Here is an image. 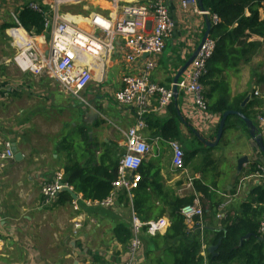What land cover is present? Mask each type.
I'll list each match as a JSON object with an SVG mask.
<instances>
[{"label":"crops","instance_id":"obj_1","mask_svg":"<svg viewBox=\"0 0 264 264\" xmlns=\"http://www.w3.org/2000/svg\"><path fill=\"white\" fill-rule=\"evenodd\" d=\"M147 1L84 0L80 3L83 5L81 12L73 13L74 11L69 10L66 14L69 17L83 18L94 15L112 16L113 20H118L122 17L123 6ZM165 1L175 23L167 38L165 50L156 56L144 55L137 62L129 63L125 59L126 40L120 38L117 49L108 62L107 79L103 82L97 79L91 81L84 94L88 101L86 104L63 92L59 83L50 76H36L16 64L14 57L17 48L12 45L10 29L17 26L16 17L18 18L30 2L25 6L26 3L19 0H0V139L11 141L13 148L23 154L22 160H10L0 171V264L125 262L130 243L127 247L121 244L114 236V227L123 222L132 227L130 221L135 213L133 191L128 195V203L120 202L119 192L116 204L105 207L97 201L85 200L76 191L77 199L64 191L51 202L45 203L42 187L54 182L57 174L63 176L68 164L79 163L86 168L99 166L103 161L107 165H113V158L118 156L120 159L125 151L126 139L123 132L136 123L135 106L122 104L116 98L122 87V78L125 75L141 73L146 59L152 57L156 67L151 81L172 88L175 75L194 55L204 39L208 30L207 21L210 20L212 25L215 23L210 12L201 14L196 11V8L202 10L199 1L197 5L189 4L187 7L182 6L181 0ZM153 27L151 15L147 26L139 29V34L151 33ZM36 35L38 43L47 48L48 35L44 32ZM260 40L263 41L262 50L264 40ZM253 59L254 55L246 63ZM243 65L237 69L219 68L213 78V82L219 87L215 92L224 94L228 91L231 100L241 95H246L244 101L250 97L249 102L242 108H246L247 113L254 114L257 122L260 110L264 109V80L256 73L255 79L249 75L248 78L243 77L241 85L234 84L233 77L240 76ZM112 68L113 80H110L108 73ZM203 84L205 93L210 95L212 84L209 81ZM256 88L261 94L256 95ZM219 95L216 94L214 99ZM171 104L174 107L173 112L168 106L162 113L157 111L158 102L154 98L149 101L147 125L141 133L151 146L142 166L148 172L142 186L150 193L146 200V206L150 209H140V212L145 218L148 215L149 219L162 213V217L168 219L169 227L171 222L167 202L196 195L194 202L201 203V198L194 190L193 181L204 175L209 182L205 173L213 167H205L204 161L208 158L206 156L202 158L203 166L200 161L197 167L202 155L200 148L195 146V140H199L202 147H207L211 152L216 149L220 152L219 145H224L222 153L225 151L224 157L232 170L227 179H223L220 172L221 175H216L215 181L210 183L216 184L214 197L223 202L216 204L214 211L208 210V216L201 220L202 226L221 228L222 220L227 214L232 217L239 214L240 205L247 199L252 188L264 187L261 180L251 177L254 173L251 172L252 165L264 164V156L253 143L245 125L242 129L237 124L238 116H231L227 120L228 128L223 138L217 146L209 147L207 142L216 141L222 115L211 113L208 108V114L203 120L195 107L193 97L184 90H179L177 98L174 97L169 105ZM169 120H175L174 127L179 132L178 139L174 140L179 141L185 148L184 171L174 169L170 146L173 139H167L161 132L165 121ZM244 129L246 133H243ZM83 130L87 131L88 139L83 136ZM237 136H240L239 141L242 144L251 147L253 156L252 159L249 157V162L244 164L240 173L237 169L238 160L247 154L243 152L239 155L240 150L229 149V142ZM189 145L192 152L188 150ZM229 191L234 194L227 193ZM78 222L79 227L76 226ZM192 222L193 220H189L188 223L191 225ZM168 227L156 236L166 234ZM140 237L143 243L136 264H154L153 261L163 255L159 251L147 253L153 246L148 247V244L152 245V235L145 228ZM209 247L211 246L207 244L202 246L200 254L204 258L207 257Z\"/></svg>","mask_w":264,"mask_h":264},{"label":"built area","instance_id":"obj_2","mask_svg":"<svg viewBox=\"0 0 264 264\" xmlns=\"http://www.w3.org/2000/svg\"><path fill=\"white\" fill-rule=\"evenodd\" d=\"M83 1L37 0L29 3L28 7L42 14L45 19L44 33L49 37L47 48L38 43L36 33L23 27L17 17V26L10 29V36L12 45L17 48L14 61L22 70L36 76H50L59 83L63 92L88 104L84 94L94 79L100 82L107 79L108 62L112 59L120 38L126 40V61L135 63L144 55L156 56L162 53L175 23L165 0L128 4L123 6L122 17L118 20H113L112 16L94 15L85 18L86 22L83 25L68 14L62 13V7ZM197 3L198 0H181L183 7L189 4L197 5ZM196 11L201 14H210L209 11L198 8ZM151 15L154 21L152 32L145 35L139 34V29L147 26ZM213 19L215 23L218 21L216 15H213ZM214 48L215 41L207 38L178 83L180 90H184L193 97L195 107L203 120L208 114L203 78L208 72L207 63L213 55ZM155 67V60L149 57L141 73L125 75L122 78V87L116 98L122 104L135 106L136 123L123 132L126 139L125 151L120 158L118 179L113 182L114 190L109 197L97 202L101 206L111 207L119 192L125 191L130 195L138 187L142 178L138 170L151 151V146L141 133L147 125L149 101L154 98L158 102L157 111L164 113L174 98L173 87L168 88L151 81ZM257 94H261L258 88H256ZM256 123L264 140V109L260 110ZM170 146L173 152L174 169L184 171L185 148L177 140H172ZM13 159H15V151L12 142L0 139V171ZM251 177L258 178L264 184V164L258 165L257 171ZM60 181H63V176L57 174L54 182L43 185L42 193L45 203L58 197L64 187ZM67 186L73 190L72 187ZM182 213L188 221H192L195 217H204V209L198 201L185 206ZM131 225L133 235L123 264H136L138 261L143 243L140 237L143 228H146L149 235L156 236L168 227L169 221L162 217L158 220L142 222L133 213ZM76 226L79 227L80 222ZM259 232L264 235V219Z\"/></svg>","mask_w":264,"mask_h":264},{"label":"trees","instance_id":"obj_3","mask_svg":"<svg viewBox=\"0 0 264 264\" xmlns=\"http://www.w3.org/2000/svg\"><path fill=\"white\" fill-rule=\"evenodd\" d=\"M199 1L205 11L218 17V21L213 23L210 29L209 37L215 41V48L207 63L208 72L203 78L205 84L208 81L212 84L210 95L205 93L209 112L222 115L227 110H236L245 112L247 117L255 120L254 114L251 115L252 113H247L246 108H242L246 95L231 100L228 91H223L224 94L215 92L219 87L213 82V78L219 68L237 69L250 61L253 55L261 49L263 41L260 39L264 40V0ZM18 20L29 31L33 30L37 34L44 32L43 15L29 7L19 14ZM216 94L220 95L214 99ZM168 106L173 112L172 104ZM174 124L175 120H169L163 125L161 132L167 139L174 140L179 137ZM82 134L85 139H88L87 131L83 130ZM62 143H65V139ZM119 160L116 156L113 158V165H107L103 161L99 166L86 168L79 163L68 164L65 166L63 181L74 191L81 193L85 200L101 202L108 198L114 190L113 182L118 179ZM204 164L205 167H214L215 161L206 158ZM256 165V163L252 165L251 172L257 171ZM142 166L143 164L138 170L142 177L141 182L133 190V207L137 217L144 222H149L162 218V213L156 218L149 219L148 215V218H145L140 212V209H150L146 206L150 193L142 186L144 178L148 177V172ZM193 187L197 196L202 200L203 205L200 204L204 209V217L208 216V210L214 211L216 204L220 203L214 197L216 184L210 185L203 176L194 179ZM120 193V202L128 203L130 200L128 194L125 191ZM227 193L234 194L233 191ZM195 199L196 195H191L167 202L170 226L166 234L152 236L150 238L152 245L148 244V247L153 246V248L148 249L147 253L152 254L159 251L163 255L161 258H156L153 261L154 264H264V235L259 232L264 219V187L252 188L247 199L241 203L239 214L235 217L227 214L222 220L221 228L202 226V218L199 217H195L191 225L188 223L182 209L193 204ZM247 235L249 237L245 238ZM114 236L127 247L132 238L130 225L124 222L118 223L114 227ZM203 244L217 246V250L214 253L208 250L207 257L204 258L200 254Z\"/></svg>","mask_w":264,"mask_h":264},{"label":"rangeland","instance_id":"obj_4","mask_svg":"<svg viewBox=\"0 0 264 264\" xmlns=\"http://www.w3.org/2000/svg\"><path fill=\"white\" fill-rule=\"evenodd\" d=\"M19 1L25 2L26 3L25 6H27L28 3L31 0H19ZM85 5H87V3ZM81 6H83V5H80V3L79 4H72V6L68 5V6L62 7L61 11H62V13H64V12L67 13L69 10L71 12L74 11L73 13L81 12V8H82ZM10 18L13 20V17L10 16ZM73 19H75L76 21H78L80 23L85 21V18H83V17H73ZM258 52L259 51H257L254 54V59L251 62L244 63V65L242 64L243 68H242V71L240 73L241 77L240 76L233 77L234 78V84H238V85L240 84L241 85V82L243 81V77L244 78H248L249 75L252 76L255 79V74L256 73L258 74V76L260 78H263V80H264V48H262V50H260V53H258ZM108 74H109V79L113 80V68L109 69V73ZM92 89H94V87H92ZM75 102H77V100H75ZM254 121H256V120H254ZM237 124L241 125L242 129L244 128L245 123L240 118L237 119ZM245 128H246V125H245ZM243 133H246L245 129L243 130ZM239 137L240 136L234 137V139H232V141L229 142V149L231 151L240 150V154L239 155H241L244 152V153L247 154L245 156H249L250 159H252L253 156H252L251 147H249L248 144H242L241 141H239L240 140ZM195 146L200 148V150L202 152V155L199 158L200 160H199V162H197V167L200 165V161H201V165L203 166L202 158L205 157V156L210 158L211 160H215L214 167L211 168L208 172L205 173L206 177L208 175V180H209L208 183L209 184L215 181L216 175H218V174L221 175V173H222L223 179H227L229 177V173H231L232 170H231V168L228 167V162H227L226 158L224 157L225 156V154H224L225 151L222 153V151L224 150V145H221V146L219 145L218 148L221 149L220 152H219L218 149H216V150L211 152L210 150H208L207 147L206 148L202 147L201 143H199V141H197V140H195ZM188 150H190L191 152L193 151V149H192V147L190 145L188 146ZM238 162H239V160H238ZM200 171H203V170H200ZM223 173L225 175H223ZM198 178H202V176H198ZM222 182H220V183L222 184ZM220 198L222 199L223 197H220ZM117 199H118V196L115 197L114 204H116ZM218 202L221 203V202H223V200H219L218 199ZM201 203H202V201H201ZM202 205H203V203H202ZM132 235H133V232H132Z\"/></svg>","mask_w":264,"mask_h":264},{"label":"water","instance_id":"obj_5","mask_svg":"<svg viewBox=\"0 0 264 264\" xmlns=\"http://www.w3.org/2000/svg\"><path fill=\"white\" fill-rule=\"evenodd\" d=\"M199 1V0H198ZM200 6L202 7V3L201 1H199ZM202 10L203 7H202ZM207 26H208V30L206 32V35L204 36V39L202 40L200 46L197 48L196 52L194 53V55H192V57L186 62V64L177 72V74L174 77V83H173V93H174V97L177 98L178 94H179V87H178V83L180 78L183 76V74L186 72V70L189 68V66L192 64L193 60L195 59V57L197 56V54L199 53L203 43L206 41L207 38H209L210 35V29L212 26V23L210 20L207 21ZM250 97H248L242 104V106H246V104L249 102ZM231 116H238L246 125V128L253 140V143L255 144V146L258 148V151L261 152V154H263L264 156V140L261 134V130L259 128V126L257 125L256 121L252 120L251 118L247 117L243 112L241 111H236V110H227L222 114L221 120H220V124H219V128H218V132H217V136H216V141L214 143H209L207 142V146L209 147H214L217 146L219 144V142L221 141V139L223 138V135L226 131V123L229 117ZM15 151V159L16 160H22L23 159V154L21 152H19L17 150V148H14ZM247 162H249V156H243L242 158L239 159L238 162V172L240 173L243 169L244 164H246ZM60 183L64 186L62 188V190L60 192H69L72 197L74 199L78 198V194L74 191L71 190L63 181H60ZM249 237L248 235L245 237L247 238ZM217 250V246H211L209 247V252L210 253H214Z\"/></svg>","mask_w":264,"mask_h":264},{"label":"bare ground","instance_id":"obj_6","mask_svg":"<svg viewBox=\"0 0 264 264\" xmlns=\"http://www.w3.org/2000/svg\"><path fill=\"white\" fill-rule=\"evenodd\" d=\"M11 32V31H10Z\"/></svg>","mask_w":264,"mask_h":264}]
</instances>
